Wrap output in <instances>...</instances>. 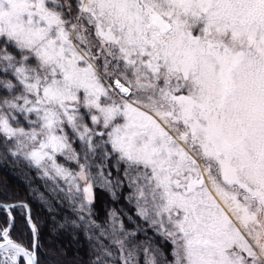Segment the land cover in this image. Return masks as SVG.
Masks as SVG:
<instances>
[{
  "label": "snow or ice",
  "instance_id": "obj_1",
  "mask_svg": "<svg viewBox=\"0 0 264 264\" xmlns=\"http://www.w3.org/2000/svg\"><path fill=\"white\" fill-rule=\"evenodd\" d=\"M0 146L109 238L93 264H264V0H0ZM96 184L142 223L92 219ZM15 207L0 264H39Z\"/></svg>",
  "mask_w": 264,
  "mask_h": 264
},
{
  "label": "trees",
  "instance_id": "obj_2",
  "mask_svg": "<svg viewBox=\"0 0 264 264\" xmlns=\"http://www.w3.org/2000/svg\"><path fill=\"white\" fill-rule=\"evenodd\" d=\"M57 159L58 162L63 163V157L58 156ZM96 164H99L98 159ZM69 166L74 171L78 170L74 164ZM92 175L93 177L97 175L95 165L92 168ZM61 189L66 191L63 180L53 181L45 177L41 169L29 164L23 158L5 154L3 147L0 146V202L17 205L12 210L15 227L11 230V235L14 240L25 246L31 243L32 234L26 224V209L20 205L23 203L28 205L39 230L40 248L37 250L39 264H93L97 254L102 252L101 242L118 257L119 253L110 244L109 238L100 237L98 230L86 233L81 229H73L65 223L66 217L69 219H77V217L69 206V201L64 199ZM93 193L95 199L91 218L98 224L107 228L105 222L110 221L108 213L113 210L130 230L133 226L128 223L127 215H133L138 223H142L134 216V204L126 202L123 195L118 200H114L110 192L99 184L94 186ZM123 194H127L126 189ZM8 219L7 211L0 209V226H5ZM89 236L92 239H89ZM148 236H153L152 231L148 232ZM144 238L143 235L136 237L137 240ZM155 241L159 243L160 237L156 236ZM106 259L111 261V258ZM18 261L19 264H25L22 257L18 258ZM116 264H119L118 259Z\"/></svg>",
  "mask_w": 264,
  "mask_h": 264
},
{
  "label": "water",
  "instance_id": "obj_3",
  "mask_svg": "<svg viewBox=\"0 0 264 264\" xmlns=\"http://www.w3.org/2000/svg\"><path fill=\"white\" fill-rule=\"evenodd\" d=\"M0 204H5V203H1L0 202ZM12 203H10V204H5V205H11ZM23 204H25V203H23ZM26 209V215H25V218L27 217V215H28V213H29V207L28 208H25ZM6 211V210H5ZM18 242V241H17ZM20 243V242H19ZM23 258V257H22ZM24 259V258H23ZM25 262H26V260H25Z\"/></svg>",
  "mask_w": 264,
  "mask_h": 264
},
{
  "label": "rangeland",
  "instance_id": "obj_4",
  "mask_svg": "<svg viewBox=\"0 0 264 264\" xmlns=\"http://www.w3.org/2000/svg\"><path fill=\"white\" fill-rule=\"evenodd\" d=\"M0 258L1 259H4V255L3 254H0ZM25 261V260H24ZM25 264H26V262H25Z\"/></svg>",
  "mask_w": 264,
  "mask_h": 264
}]
</instances>
